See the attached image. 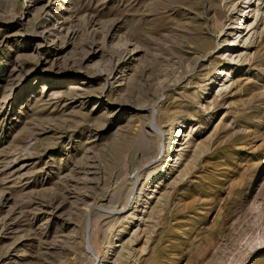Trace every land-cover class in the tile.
Masks as SVG:
<instances>
[{
  "label": "rangeland",
  "instance_id": "obj_1",
  "mask_svg": "<svg viewBox=\"0 0 264 264\" xmlns=\"http://www.w3.org/2000/svg\"><path fill=\"white\" fill-rule=\"evenodd\" d=\"M0 264H264V0H0Z\"/></svg>",
  "mask_w": 264,
  "mask_h": 264
},
{
  "label": "bare ground",
  "instance_id": "obj_2",
  "mask_svg": "<svg viewBox=\"0 0 264 264\" xmlns=\"http://www.w3.org/2000/svg\"><path fill=\"white\" fill-rule=\"evenodd\" d=\"M252 0H250V2H251ZM251 5H248L247 6V9H249V7H250ZM258 8H259V6H258ZM262 8H260L259 9V11L261 10ZM255 27H253V28H250V29H248V31L245 33V35L243 36V37H247L246 39H251L252 37H253V35H254V32H252L253 31V29H254ZM223 31V25L222 24H220V26H219V33H221ZM232 32V31H231ZM224 33H225V31H224ZM242 37V38H243ZM224 41V40H223ZM250 43V42H249ZM241 52L242 51H237V55H236V57L237 56H240V54H241ZM226 52H222V54H225ZM235 57V58H236ZM55 66V65H54ZM56 70V69H55ZM226 76H229L228 75V73L226 72ZM225 85V84H224ZM227 87V86H226ZM184 145V144H183ZM180 151L182 150V148L181 149H179ZM179 155V154H178ZM184 169V168H183ZM183 171V170H182Z\"/></svg>",
  "mask_w": 264,
  "mask_h": 264
}]
</instances>
